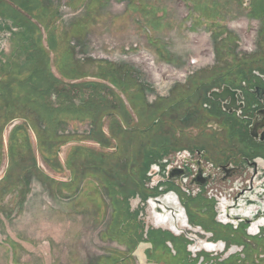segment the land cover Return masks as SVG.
Here are the masks:
<instances>
[{
	"label": "rangeland",
	"instance_id": "374dc122",
	"mask_svg": "<svg viewBox=\"0 0 264 264\" xmlns=\"http://www.w3.org/2000/svg\"><path fill=\"white\" fill-rule=\"evenodd\" d=\"M261 66L264 0H0V264H189L144 236L149 164L247 152L204 103Z\"/></svg>",
	"mask_w": 264,
	"mask_h": 264
},
{
	"label": "flooded vegetation",
	"instance_id": "af4514ba",
	"mask_svg": "<svg viewBox=\"0 0 264 264\" xmlns=\"http://www.w3.org/2000/svg\"><path fill=\"white\" fill-rule=\"evenodd\" d=\"M236 81L221 78L204 106L215 105L218 114L235 116L243 124L251 142L248 151L235 152L232 146L226 158L214 160L205 149L186 147L153 160L146 175L145 184H152L156 195L149 196L153 223L145 225L144 236L149 239L156 229L178 239L180 251L171 238L165 239L168 253L176 259L183 256L189 264H233L247 257V249L264 251V155L256 154L264 150V66ZM212 182L218 186L216 193L209 189ZM198 198L201 205L192 204ZM140 209L130 205L131 211Z\"/></svg>",
	"mask_w": 264,
	"mask_h": 264
},
{
	"label": "trees",
	"instance_id": "16d2710c",
	"mask_svg": "<svg viewBox=\"0 0 264 264\" xmlns=\"http://www.w3.org/2000/svg\"><path fill=\"white\" fill-rule=\"evenodd\" d=\"M9 1H12V0H9ZM251 1H252V0H251ZM253 1H254V0H253ZM27 12H29V11L27 10ZM26 78L28 79L29 77L27 76ZM24 84H28V81L25 82ZM155 121H156L157 124L159 123V120H158V119H156Z\"/></svg>",
	"mask_w": 264,
	"mask_h": 264
},
{
	"label": "crops",
	"instance_id": "0c3cea01",
	"mask_svg": "<svg viewBox=\"0 0 264 264\" xmlns=\"http://www.w3.org/2000/svg\"><path fill=\"white\" fill-rule=\"evenodd\" d=\"M55 183H56V181H55Z\"/></svg>",
	"mask_w": 264,
	"mask_h": 264
},
{
	"label": "water",
	"instance_id": "95a60500",
	"mask_svg": "<svg viewBox=\"0 0 264 264\" xmlns=\"http://www.w3.org/2000/svg\"><path fill=\"white\" fill-rule=\"evenodd\" d=\"M216 97V96H215ZM217 98V97H216Z\"/></svg>",
	"mask_w": 264,
	"mask_h": 264
}]
</instances>
